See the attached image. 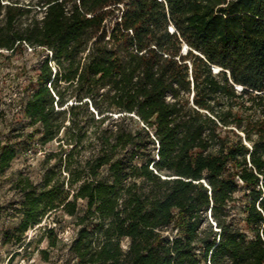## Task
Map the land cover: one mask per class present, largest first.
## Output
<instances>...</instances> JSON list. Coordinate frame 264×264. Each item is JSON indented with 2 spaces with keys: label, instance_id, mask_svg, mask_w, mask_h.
<instances>
[{
  "label": "trees",
  "instance_id": "16d2710c",
  "mask_svg": "<svg viewBox=\"0 0 264 264\" xmlns=\"http://www.w3.org/2000/svg\"><path fill=\"white\" fill-rule=\"evenodd\" d=\"M26 47L24 115L70 150L67 188L17 181L20 245L62 211L78 264H264V0H0V56Z\"/></svg>",
  "mask_w": 264,
  "mask_h": 264
},
{
  "label": "rangeland",
  "instance_id": "374dc122",
  "mask_svg": "<svg viewBox=\"0 0 264 264\" xmlns=\"http://www.w3.org/2000/svg\"><path fill=\"white\" fill-rule=\"evenodd\" d=\"M46 55L47 51L26 47L16 54L3 52L0 56V139L15 152L10 167L0 175V264H78L69 252L76 233L75 217L62 211L45 216L29 229L22 237L21 245L12 234L22 219V196L15 187L18 180L28 177L34 184L41 185L46 171L52 169L54 181L67 188L69 178L59 159H64L70 147L62 141L41 142L40 134L33 132L37 126L31 125L24 115L25 102L32 93ZM68 116L65 124H68ZM80 116L87 119L84 113ZM109 126L106 122L100 129ZM86 129L88 136L78 146L73 161L89 158L95 149L90 135L94 127L87 123ZM235 212L240 214L239 210ZM8 230L11 231L9 238L6 236Z\"/></svg>",
  "mask_w": 264,
  "mask_h": 264
},
{
  "label": "water",
  "instance_id": "95a60500",
  "mask_svg": "<svg viewBox=\"0 0 264 264\" xmlns=\"http://www.w3.org/2000/svg\"><path fill=\"white\" fill-rule=\"evenodd\" d=\"M171 31H173V29H171ZM187 51V46L183 47V53H185ZM222 70L221 68H219L217 71L215 70V73H217L218 71ZM243 89V87H237V90L241 91Z\"/></svg>",
  "mask_w": 264,
  "mask_h": 264
},
{
  "label": "bare ground",
  "instance_id": "6f19581e",
  "mask_svg": "<svg viewBox=\"0 0 264 264\" xmlns=\"http://www.w3.org/2000/svg\"><path fill=\"white\" fill-rule=\"evenodd\" d=\"M214 69L217 71L219 68L215 67Z\"/></svg>",
  "mask_w": 264,
  "mask_h": 264
}]
</instances>
